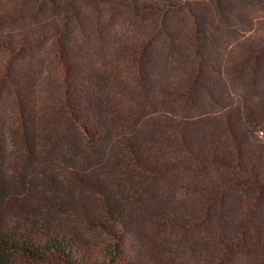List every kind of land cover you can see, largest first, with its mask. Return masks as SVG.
Wrapping results in <instances>:
<instances>
[{
    "label": "trees",
    "instance_id": "trees-1",
    "mask_svg": "<svg viewBox=\"0 0 264 264\" xmlns=\"http://www.w3.org/2000/svg\"><path fill=\"white\" fill-rule=\"evenodd\" d=\"M263 86L264 0H0V264H124L135 228L198 222L176 189L242 193L209 253L152 264H264Z\"/></svg>",
    "mask_w": 264,
    "mask_h": 264
},
{
    "label": "rangeland",
    "instance_id": "rangeland-1",
    "mask_svg": "<svg viewBox=\"0 0 264 264\" xmlns=\"http://www.w3.org/2000/svg\"><path fill=\"white\" fill-rule=\"evenodd\" d=\"M229 43H232L231 39H229ZM220 73H216V77L221 79L227 74L226 64L222 63L217 68ZM241 82L233 81L228 82L226 87L229 88V92H231L236 100H240L243 102L244 97H241L240 94L242 91ZM238 92V94H237ZM261 96L256 95L257 97L264 98V86L260 92ZM254 135H258L259 141L256 143L257 145H261L262 149H264V130H257L254 132ZM254 141H251L250 144H253ZM11 153L10 150L5 154V171L10 172L13 168V164L11 163ZM158 185L155 188L156 191H162L165 187L170 186V190H172L173 182H168V178L163 176L158 180ZM207 181V178H206ZM208 182V181H207ZM168 189V190H169ZM226 191V189H223ZM159 192H156L158 194ZM171 197H169V202H163L167 209V212L170 215L173 214H182L187 211L188 208L194 206L199 211V220L193 226H189L186 229L177 228L176 230H165L161 229L158 231H152L147 226H139L133 230L132 235L127 239L129 248H130V256L128 260L124 264H152L155 256L158 254V250L162 251V253H166L168 255L171 252L179 251L186 248V245L189 251H203L209 253L212 248V245L215 243L216 238V230H219V222L223 221V219H227L228 215L232 212L233 208L237 212L238 207V199L241 197V191L237 189H228L227 192L223 195L224 202H221L225 209L222 211L220 209H215L207 214L206 210L202 207L209 204V202H205L202 200L200 192H191V191H183L176 189L175 191H170L173 193ZM219 204L220 202H214ZM233 206L231 207L230 206ZM220 206V205H219ZM260 212H255L252 214L250 218H260L259 215L256 216ZM158 256V255H157ZM254 254L247 249H237L232 252L228 259L224 262L213 261V264H253ZM21 264V263H18Z\"/></svg>",
    "mask_w": 264,
    "mask_h": 264
}]
</instances>
